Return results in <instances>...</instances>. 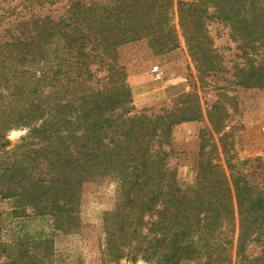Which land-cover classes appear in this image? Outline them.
<instances>
[{
	"label": "trees",
	"instance_id": "16d2710c",
	"mask_svg": "<svg viewBox=\"0 0 264 264\" xmlns=\"http://www.w3.org/2000/svg\"><path fill=\"white\" fill-rule=\"evenodd\" d=\"M31 1L39 8L62 6L55 16H25L18 4L0 6V150L9 144L8 132L25 130L0 163L2 196L15 200L21 214L30 207L33 215L48 219L53 234H72L81 226L84 184L111 176L119 202L103 219L104 254L110 260L149 250L157 264H178L203 247L209 254L222 250L216 264L264 261V195L243 178L233 180L230 193L224 174L211 168L205 185L181 189L166 166L167 153L155 149L170 126L163 116L132 113L116 48L142 35L153 42L170 34L172 1ZM208 15L228 26L241 53L237 84L264 88V0L181 4L185 43L203 40L196 36L205 31ZM95 63L107 75L96 77ZM198 117L191 112L180 121ZM251 239L261 244L254 261L243 254ZM52 244L41 237L0 246V264L44 263Z\"/></svg>",
	"mask_w": 264,
	"mask_h": 264
},
{
	"label": "rangeland",
	"instance_id": "374dc122",
	"mask_svg": "<svg viewBox=\"0 0 264 264\" xmlns=\"http://www.w3.org/2000/svg\"><path fill=\"white\" fill-rule=\"evenodd\" d=\"M24 1V8L20 7L21 0H0V6L18 4L17 12L25 16L30 12L53 16L61 12V4L39 8L31 0ZM171 1L170 34L164 33L153 42L149 34L142 35L116 48V60L130 91L132 113L163 116V123L170 126L155 149L167 153L166 166L181 189L194 190L205 185L211 168L224 174L230 193L233 180L243 178L264 195V88L237 84L234 71L236 66H243L241 53L228 26L216 18L208 15L204 20L205 31L196 36L203 40L185 43L179 8L194 0ZM208 14L212 15V10ZM145 30L149 32V25ZM97 66L95 63L91 67L96 77L107 75L106 69ZM154 66L159 69L156 74L152 72ZM191 112L198 114L197 120L180 121ZM24 134L21 129L8 132L9 144L0 150V163ZM118 196V185L111 176L87 182L79 205L80 229L56 235L48 219L33 215L30 207L21 214L15 200L3 197L0 190V246L26 238L49 237L53 240V254L41 264H157L156 255L149 254V250L126 251L116 260L105 256L103 219L114 210ZM260 240H264V229ZM197 250L191 257L180 258L178 264H216L215 256L223 254L222 250L209 254L203 247ZM243 254L249 261L260 257V242L251 239Z\"/></svg>",
	"mask_w": 264,
	"mask_h": 264
},
{
	"label": "built area",
	"instance_id": "2783aa9c",
	"mask_svg": "<svg viewBox=\"0 0 264 264\" xmlns=\"http://www.w3.org/2000/svg\"><path fill=\"white\" fill-rule=\"evenodd\" d=\"M158 71H159L158 67L154 66L152 69V72L156 74V73H158Z\"/></svg>",
	"mask_w": 264,
	"mask_h": 264
}]
</instances>
